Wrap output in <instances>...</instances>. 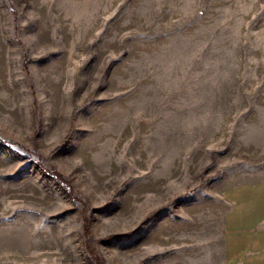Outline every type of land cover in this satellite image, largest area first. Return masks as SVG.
Instances as JSON below:
<instances>
[{"label":"rangeland","instance_id":"374dc122","mask_svg":"<svg viewBox=\"0 0 264 264\" xmlns=\"http://www.w3.org/2000/svg\"><path fill=\"white\" fill-rule=\"evenodd\" d=\"M262 180L264 0H0V264H224Z\"/></svg>","mask_w":264,"mask_h":264},{"label":"crops","instance_id":"0c3cea01","mask_svg":"<svg viewBox=\"0 0 264 264\" xmlns=\"http://www.w3.org/2000/svg\"><path fill=\"white\" fill-rule=\"evenodd\" d=\"M225 196L224 264H264V180L231 186Z\"/></svg>","mask_w":264,"mask_h":264},{"label":"trees","instance_id":"16d2710c","mask_svg":"<svg viewBox=\"0 0 264 264\" xmlns=\"http://www.w3.org/2000/svg\"><path fill=\"white\" fill-rule=\"evenodd\" d=\"M55 176L59 179V176L55 174Z\"/></svg>","mask_w":264,"mask_h":264}]
</instances>
